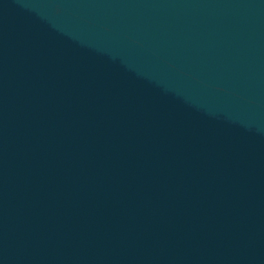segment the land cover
<instances>
[{"label":"water","instance_id":"water-1","mask_svg":"<svg viewBox=\"0 0 264 264\" xmlns=\"http://www.w3.org/2000/svg\"><path fill=\"white\" fill-rule=\"evenodd\" d=\"M0 264H264V0H0Z\"/></svg>","mask_w":264,"mask_h":264}]
</instances>
